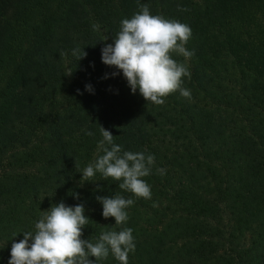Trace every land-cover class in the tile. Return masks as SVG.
I'll return each instance as SVG.
<instances>
[{
	"label": "trees",
	"instance_id": "1",
	"mask_svg": "<svg viewBox=\"0 0 264 264\" xmlns=\"http://www.w3.org/2000/svg\"><path fill=\"white\" fill-rule=\"evenodd\" d=\"M139 4L190 26V100L176 92L148 103L102 62L101 49ZM139 4L0 0V264L41 211L60 202L84 205L85 240L132 228L129 264H264V0ZM77 48L85 58L73 56ZM100 126L122 151L155 156L143 178L150 200L99 173L82 180L103 154ZM116 193L135 200L121 226L104 219L96 199ZM97 264L119 262L110 254Z\"/></svg>",
	"mask_w": 264,
	"mask_h": 264
},
{
	"label": "clouds",
	"instance_id": "2",
	"mask_svg": "<svg viewBox=\"0 0 264 264\" xmlns=\"http://www.w3.org/2000/svg\"><path fill=\"white\" fill-rule=\"evenodd\" d=\"M178 11L188 9L178 5ZM92 28L96 31L99 25L93 24ZM191 36L189 25L163 15H153L148 4H139V10L131 18L121 20L113 43H105L101 59L105 65L122 72L132 94L139 91L148 103L163 105L166 97L176 92L190 100L191 91L183 87V78H190L187 61L195 55L194 50L186 48ZM72 54L77 60L87 55L79 48ZM174 56H181L184 61H178ZM86 90L91 92L92 86L86 85ZM100 131L103 138L97 150L103 154L82 170V180H93L99 173L103 180L118 182V188L133 197L150 200L151 186L143 178L151 174L155 156L122 151V147L114 143L110 131L101 126ZM86 134L93 135L91 132ZM156 171L165 174L163 168ZM96 199L102 204L104 219L114 218L115 226L127 223V209L134 205L133 198L116 193ZM88 222L83 204L72 207L60 202L52 205L41 211L38 221L34 222V231L22 232L23 239L12 243L8 264H97L110 254L119 264H129V254L135 251L133 229L106 230L92 242L82 238Z\"/></svg>",
	"mask_w": 264,
	"mask_h": 264
}]
</instances>
